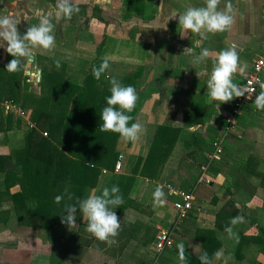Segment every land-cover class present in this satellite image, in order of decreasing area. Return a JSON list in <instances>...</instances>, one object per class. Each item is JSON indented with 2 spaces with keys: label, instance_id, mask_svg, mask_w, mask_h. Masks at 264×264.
<instances>
[{
  "label": "crops",
  "instance_id": "crops-1",
  "mask_svg": "<svg viewBox=\"0 0 264 264\" xmlns=\"http://www.w3.org/2000/svg\"><path fill=\"white\" fill-rule=\"evenodd\" d=\"M145 1L150 4L144 12L146 16L136 12L128 16L126 0H74L77 6L104 7L105 16L111 18L106 23L116 28L104 26L105 31L100 32L105 36L104 41L97 44L96 33L88 23H82L84 26L79 30V24L72 18L59 21L53 15L54 49L45 54L35 50V65L31 63L29 67L30 61H24L23 72L19 74L22 86L25 88L28 82L30 92L42 95L41 82L47 92L67 80L84 85L92 63L97 58H107V71L99 80L93 76L89 83L97 84L100 97L110 91L113 77L124 86H133L139 107L137 115L136 106L130 115L135 114L132 123L143 126L142 134L134 142L119 137L117 147L122 168L118 172L115 167L113 171L104 168L93 189L99 194L111 174L136 178L123 197V204L113 210L121 221L119 234L114 238L116 243L109 246L95 239L86 231L81 216L75 226L34 230L37 250L42 240L40 234L47 232L50 237L46 240L50 247L38 250L45 259L37 264H180L177 244L181 242L185 245V256L206 252L212 264H264V245L257 240L260 232H264V111L257 110L253 101L245 104L235 128L227 131L226 118L237 97L226 103L210 100L206 81L213 61L210 57L200 64L192 63L193 55H198L202 48L216 54L235 47L241 66L247 64L243 72L238 70L233 75V82L242 87L264 41V0H220L219 9L231 3L234 23L225 32L208 34L207 39L192 33L181 38L178 26L179 13L190 6H204V0ZM37 5L36 0H17L15 6L12 0H0V17L11 12L19 21L17 29L23 35L43 16L41 6L40 11ZM30 9H34L32 14L28 13ZM174 13L177 18L169 19ZM82 31L90 34L84 35ZM109 42H113L110 47ZM186 48L191 49V54L184 51ZM8 56L5 48H0V63ZM28 70L34 73L40 70V80L27 74ZM262 79L264 82V72ZM5 99L9 98L1 99L0 106ZM25 108L34 121L35 107ZM53 109L58 116V108ZM161 125H167L172 132L164 136L166 143L171 144V153L159 176L150 178L139 171L132 173L138 157L148 155ZM28 129L26 121L21 119V127L10 130L8 136L21 139ZM35 129L46 130L37 124ZM217 139H222L223 152L210 161ZM1 149L2 153H8L9 145L6 149L2 145ZM205 166L212 179L210 183L200 182ZM157 185L163 188L165 204L154 208L152 193ZM171 187L194 192V207L175 230L177 198ZM237 216H242L243 222L232 225L231 219ZM159 227L170 229L174 239L173 248L161 254L155 249ZM226 227L232 228L233 237L225 232ZM217 251L222 253L220 259L214 255ZM26 260L24 264H32L30 258Z\"/></svg>",
  "mask_w": 264,
  "mask_h": 264
},
{
  "label": "trees",
  "instance_id": "trees-1",
  "mask_svg": "<svg viewBox=\"0 0 264 264\" xmlns=\"http://www.w3.org/2000/svg\"><path fill=\"white\" fill-rule=\"evenodd\" d=\"M48 1L56 4V0ZM126 3L128 16L133 12L146 16L144 12H147L150 5L145 0H126ZM77 7H83L87 16L96 17L100 21L109 22L111 19L105 16V8L99 5L84 4ZM13 58L9 55L4 63H0V100L9 98L24 107L33 105L34 121L40 128L46 129L44 131L48 135L30 129L21 139L4 140L8 142L9 152H0V225L8 223L14 211L20 225L35 229L68 226L61 222L62 216L67 214L65 206L86 198L98 185L103 169L113 171L121 157L117 147L120 135L100 131L103 123L100 113L107 106L105 98L111 93L109 91L100 97L101 91L97 84L89 83L93 77V67H98L103 60L97 58L92 63L91 73L84 85L67 80V83H57L52 91L47 92L41 82L42 95H38L27 89L28 82L25 88L21 84L23 58L21 71H6V64ZM56 107L59 110L58 116L54 114L53 108ZM138 107L139 99L136 115ZM130 116L133 119L129 124L135 120V114ZM20 127L21 119L14 114H5L0 106V134L7 137L10 130ZM157 132L148 155L138 157L135 166L131 168L132 173L139 171L141 175L150 178L159 176L171 153V144L166 143L164 136L172 132V129L161 125ZM135 179L130 175L111 174L105 187L110 189L118 186L123 198ZM69 194L71 200L68 199ZM58 195L64 198L56 203L55 197ZM5 203H11V206L5 207ZM81 216L77 208L76 219ZM257 240L264 245V232H260ZM185 264H200L199 255H186Z\"/></svg>",
  "mask_w": 264,
  "mask_h": 264
},
{
  "label": "clouds",
  "instance_id": "clouds-1",
  "mask_svg": "<svg viewBox=\"0 0 264 264\" xmlns=\"http://www.w3.org/2000/svg\"><path fill=\"white\" fill-rule=\"evenodd\" d=\"M16 2L17 0H12V5L15 6ZM219 4L220 0H204V6H190L180 12L178 16V26L181 29L180 37L186 38L192 33L207 39L208 34L228 30L234 23L233 7L231 3H228L223 9H219ZM74 12H79V7L75 5L74 0H56L54 15L57 20L71 19ZM52 16L53 13L40 16L38 24L30 25L23 35L17 29L19 21L14 18L11 12L0 17V48H5V51L14 57L6 64V71L10 73L21 71V58L30 61L37 49L42 50V54L54 49L55 36ZM176 18L177 13L169 17V19ZM184 51L191 54V49L186 48ZM210 57L213 66L206 81L209 99L226 103L234 97L244 96L247 90L233 82V75L238 70L243 72L247 67L246 63L241 66L237 49L228 47L212 54L208 48H202L198 55H193L192 63L200 64ZM108 68L109 61L105 58L98 67H93L92 75L99 80ZM110 85L111 95L105 98L107 106L100 113V119L103 121L100 131L118 133L124 140L134 142L142 134L143 126L138 122L129 124L133 117L126 113H131L136 106L138 100L136 89L131 85H122L114 77L110 79ZM258 86L260 91L256 94L253 103L257 110L264 111V82H258ZM248 98L251 99V96ZM119 193L118 186H112L110 189L105 187L100 194L93 190L86 198L78 199L76 204L66 205L65 212L67 214L62 216L61 222L69 227L75 226L78 208L84 223H86V231L95 239L111 246L116 243L114 238L119 234L121 228V221L112 210L123 204V198ZM164 197L162 186L157 185L152 193L153 207H162L165 204ZM63 198L58 195L55 197V202L59 203ZM68 199H72L71 194L68 195ZM243 220L242 216L233 217L231 224L242 223ZM225 232L230 238L235 235L231 227H226ZM177 249L180 264H185L184 243H178ZM214 255L216 259H220L222 253L217 251ZM199 260L200 264H212L206 252L199 255Z\"/></svg>",
  "mask_w": 264,
  "mask_h": 264
},
{
  "label": "built area",
  "instance_id": "built-area-1",
  "mask_svg": "<svg viewBox=\"0 0 264 264\" xmlns=\"http://www.w3.org/2000/svg\"><path fill=\"white\" fill-rule=\"evenodd\" d=\"M263 14H264V10H263ZM263 72H264V41L261 45L260 55L255 61L252 71L248 73L245 83L242 86V89H246L247 92L245 93L244 96L236 98L235 105L226 118L227 131H231L235 128V125L237 124V118L239 114L242 112L244 105L254 101L259 88L258 82H262L263 80L262 79ZM248 96H251V99H249ZM1 106L3 107L5 113L14 114L20 117L21 119H24L26 121V125L28 128L30 129L36 128V123L30 119L28 114L29 112L21 104L14 102L13 100L10 99H5L2 101ZM43 134L45 136L48 135L47 131H44ZM214 146H215V150L210 155V161L216 159L218 156L222 154L223 152L222 139H217V141L214 142ZM121 168H122V159L119 158V160L115 164V171L118 172L121 170ZM207 169H208L207 166H205L202 176L200 177V182H206V183L211 182L212 179L208 175ZM171 193L177 198L176 199L177 218L173 225L174 228L173 230H175L180 228L181 224L188 217L189 212L193 209L194 192L171 187ZM173 244L174 241L172 237V231L164 227H159L155 241V249L158 252V254H161L167 248H171Z\"/></svg>",
  "mask_w": 264,
  "mask_h": 264
},
{
  "label": "rangeland",
  "instance_id": "rangeland-1",
  "mask_svg": "<svg viewBox=\"0 0 264 264\" xmlns=\"http://www.w3.org/2000/svg\"><path fill=\"white\" fill-rule=\"evenodd\" d=\"M37 1V8L41 6V10L43 12V15H46V13H55L54 8H56V5H54L52 2L48 0H36ZM49 3H52L55 7H51ZM105 2L103 1V6H105ZM86 5V4H85ZM89 5V4H87ZM36 9V11L38 10ZM34 9L28 10V13L31 12V14L34 12ZM40 10V9H39ZM40 10V11H41ZM33 11V12H32ZM54 11V12H52ZM84 8H79V12H74L72 15V20L74 22H77L79 25V30L81 27L84 26V24L88 23L89 27H91L93 30L92 32H95L94 36L96 35L98 38L97 44L101 41H104V35L100 32H104V26L107 27H115V25H109L106 22L98 20L96 17H90L87 16L85 13ZM91 18V19H90ZM59 19V21H61ZM84 23V24H82ZM63 26V25H62ZM106 29V28H105ZM83 32V31H82ZM84 35L90 34L88 31L83 32ZM106 42V41H105ZM110 43V42H109ZM113 45V42L109 44V47ZM32 64L35 65L34 60L32 61ZM38 89V88H36ZM39 91V90H36ZM25 93V91H23ZM28 103V102H26ZM29 103H31L29 101ZM28 129V127H27ZM30 130V129H28ZM10 139L9 136H5L4 134H0V151L2 152L3 149H1V146L3 145L6 149L8 146V142L3 141L6 139ZM7 139V140H8ZM3 144H2V143ZM6 143V144H5ZM15 187L14 189H16ZM5 207H10L11 203H5ZM35 228L29 227V226H24L18 224L15 212L12 211V216L8 223L0 225V262L1 264H24L26 259L30 258L32 260V264H37V262L42 261L45 258L43 255L39 253V251H42L45 246L50 247V244L46 243L47 238H50L47 232H42L40 234L41 243L40 245L38 244V250L36 247V237L34 236L35 234ZM39 230V229H38ZM34 232V233H33ZM40 232V230H39ZM37 233V232H36ZM173 237V234H172ZM174 241V239H173ZM174 246V245H173ZM173 246L171 248H173ZM170 249V248H169ZM160 258V256H158Z\"/></svg>",
  "mask_w": 264,
  "mask_h": 264
},
{
  "label": "water",
  "instance_id": "water-1",
  "mask_svg": "<svg viewBox=\"0 0 264 264\" xmlns=\"http://www.w3.org/2000/svg\"><path fill=\"white\" fill-rule=\"evenodd\" d=\"M33 60H34V59H33V57H32L31 60H30V63H29V67L31 66V63H32ZM27 74H33V75H35V76H36V79H37L38 81H39L40 78H41L40 70H39L37 73H34V72H32L31 70H28V71H27Z\"/></svg>",
  "mask_w": 264,
  "mask_h": 264
}]
</instances>
